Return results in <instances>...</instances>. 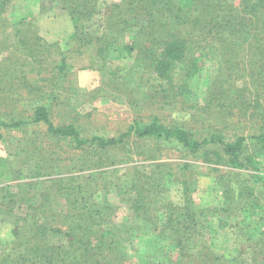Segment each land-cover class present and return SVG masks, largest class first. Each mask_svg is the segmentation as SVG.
Wrapping results in <instances>:
<instances>
[{
  "label": "trees",
  "instance_id": "obj_1",
  "mask_svg": "<svg viewBox=\"0 0 264 264\" xmlns=\"http://www.w3.org/2000/svg\"><path fill=\"white\" fill-rule=\"evenodd\" d=\"M100 2L0 0V108L36 102L25 118L0 109V128L40 124L55 151L66 142L80 160L47 178L53 191L42 192L35 181L5 182L0 157V223L10 233L0 238V264H264V186L254 195L264 182V0ZM49 3L71 22L64 40L40 32L37 17ZM19 6L26 11L14 17ZM70 60L98 72L99 85L80 91ZM207 61L213 70L200 97L192 85ZM108 96L122 97L133 118L117 135L92 133L91 113L78 108ZM227 117L235 127L253 119V131L225 133L230 125L218 126ZM168 147L183 160H161ZM18 150L22 163L33 159L31 175L54 173L44 157ZM117 163L128 164L108 166ZM197 175L215 178L226 206L193 202ZM117 202L149 228L115 220ZM217 228L232 238L218 239ZM133 231L161 244L162 257L136 247L130 254Z\"/></svg>",
  "mask_w": 264,
  "mask_h": 264
},
{
  "label": "rangeland",
  "instance_id": "obj_2",
  "mask_svg": "<svg viewBox=\"0 0 264 264\" xmlns=\"http://www.w3.org/2000/svg\"><path fill=\"white\" fill-rule=\"evenodd\" d=\"M101 2H112L115 0H100ZM100 2V3H101ZM46 9L44 12L41 11V13L38 14V24L40 27L41 34L48 40H64L66 36L71 31V22L69 18L66 16V14L61 13L59 9L56 7H53L51 3L46 5ZM26 9L25 7L20 8L14 12V17L22 15V13H25ZM39 12V11H37ZM84 62L83 61H77L73 62L70 60L69 62V68L73 69V73L75 75V84L80 89V91H89V89L98 86L100 83V76L98 72L92 71L90 69H84L83 68ZM213 70V65L209 61L205 62L204 66L202 67V70L198 76L193 80V88L198 92L200 97H203L206 91V88L209 85V74ZM112 97H104L101 100H96L92 103H84L83 105L79 106L78 110L80 113H86L90 112L89 121L87 122V127L90 132L92 133H98V134H112L117 135L122 131H125L128 127L129 123L131 122L133 118V113L129 109V107L126 105L124 99L122 97L115 99H111ZM263 101V100H262ZM36 102L34 100H23L18 103L16 109L1 107L0 109L2 111H9L7 113V117L14 115L17 116V113H22L17 116V118H25L28 116V114L32 111L33 107L35 106ZM223 114H225L226 110H221ZM171 117H177L178 119H188V115L185 113H179L176 115L175 113L171 114ZM170 118V117H169ZM57 118L55 119V121ZM237 118L236 117H227L225 120H221L219 122V126H224L225 124L230 125L225 127L223 130L225 133H250L253 131V128L251 126V123L253 119H247L243 120L241 124H236L235 122ZM195 122H193V126H195ZM216 124V123H214ZM254 125H256L254 121ZM239 127V128H238ZM227 128V129H226ZM231 129V130H229ZM0 157H7V165L8 168L7 171L3 173V179L6 180L5 182L14 183L16 181H35L37 182V190L38 191H53V188H51L49 185L50 182L46 181L49 177H55L59 175H65L68 174L67 171H62L61 169H68L67 165H69L72 162V158L75 159L78 163L79 160V150L74 149L70 147L66 142L61 143L60 145H63L65 150H54L56 148V143H54L50 136L45 134V128L44 126L40 124L35 123H29L28 125L22 127V128H0ZM50 139V140H49ZM51 141V142H50ZM40 145L36 149L37 145ZM28 148L27 154L30 156V154L33 152L36 156L44 157L47 161V165H55L50 169L47 168L50 171H54L53 174H50L48 176H40L36 177L34 174L30 172L35 164L33 163V159H29V163H22L21 157H23V151L18 150L20 148ZM33 149V150H32ZM167 152L164 154V156L161 157V160L165 161H171V162H180L183 160V156L176 151L173 147H168L165 149ZM19 151V155H16L15 153ZM111 158L116 157V153L109 152L108 154ZM32 158V157H30ZM134 161L137 164L140 163H147V161H144L141 157L135 158ZM261 165L264 164V158H260ZM197 163L201 165L200 169L202 171H205V164L201 163L199 160H195ZM128 164V163H127ZM125 163H117L113 165L108 166H123L127 165ZM106 166L105 168H108ZM221 169L225 170L227 169L224 166H220ZM12 169H16L15 175L16 177L11 178L10 171ZM60 170V173L58 171ZM250 171V170H249ZM82 172H90L88 170L85 171H78V173ZM245 173V172H244ZM247 175V174H244ZM245 177V176H242ZM44 182H43V181ZM5 182H2L0 185L5 184ZM258 192L256 191L254 195H261V192L263 190H260L264 186V182L261 183V185L256 186ZM261 186V187H260ZM174 191V190H173ZM173 193V192H172ZM174 194V193H173ZM191 197L193 202L201 207L206 206H222L225 205V198L223 196V190L222 187L217 184L215 178L211 175H197L195 180L191 183ZM56 198V197H55ZM54 199V198H53ZM118 203V202H117ZM118 208L116 209V215L115 220H124L129 219L131 223L135 224L139 231H144L149 228V224H142L140 221L133 219L131 215H128V210H126L125 206L121 204H117ZM233 213H235V210H233ZM222 215L225 216V213H222ZM227 221H229V224L235 223V218L233 216H228ZM232 231V230H231ZM228 229V235L225 230H219L218 228L213 232L216 234L218 239L220 236L227 235L230 238H232V232ZM136 233L133 231L131 235V239L134 240L132 242V248L130 254L134 253L135 247L138 250H150L155 257H162L163 255V248L161 244L156 243L154 241L148 240V241H139L136 239ZM9 224L8 223H0V238L6 239L9 237ZM148 239H151L147 237ZM52 242H62L64 240L63 236L60 235H52L51 238ZM217 239V240H218ZM231 242V241H230ZM134 247V248H133ZM136 258V257H133ZM134 260V259H133ZM137 260V258H136Z\"/></svg>",
  "mask_w": 264,
  "mask_h": 264
},
{
  "label": "built area",
  "instance_id": "obj_3",
  "mask_svg": "<svg viewBox=\"0 0 264 264\" xmlns=\"http://www.w3.org/2000/svg\"><path fill=\"white\" fill-rule=\"evenodd\" d=\"M259 173L264 177V164L261 166Z\"/></svg>",
  "mask_w": 264,
  "mask_h": 264
}]
</instances>
